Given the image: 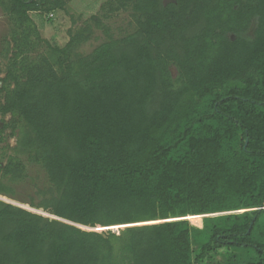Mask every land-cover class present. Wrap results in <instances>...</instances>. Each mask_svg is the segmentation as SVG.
Listing matches in <instances>:
<instances>
[{
    "label": "trees",
    "instance_id": "trees-1",
    "mask_svg": "<svg viewBox=\"0 0 264 264\" xmlns=\"http://www.w3.org/2000/svg\"><path fill=\"white\" fill-rule=\"evenodd\" d=\"M69 1L0 0V195L126 227L0 199V264H264V0H105L44 38Z\"/></svg>",
    "mask_w": 264,
    "mask_h": 264
},
{
    "label": "rangeland",
    "instance_id": "rangeland-1",
    "mask_svg": "<svg viewBox=\"0 0 264 264\" xmlns=\"http://www.w3.org/2000/svg\"><path fill=\"white\" fill-rule=\"evenodd\" d=\"M105 2V0H71L69 1L67 5V11L63 10H57L55 12H52L49 15H40L38 13H32L33 18L35 19L37 25L39 26L41 35L51 41H56L59 44H63L68 39L67 30L71 27L78 28L83 24L84 21L88 20L91 15L98 14L101 12V5ZM51 20H49V18ZM128 13L126 12H120L115 15H113L109 20L110 26H112L114 32L118 34V27H128ZM75 20V22H74ZM10 30V23L7 18V15L0 7V66L4 65L5 60L3 56L1 55V51L4 46V38L8 37ZM96 38H93L91 41L86 42L80 47V50L84 53L90 52L96 45H98L100 42H102L105 39V36L101 30L96 29L95 34ZM0 100H2V97L0 95ZM6 119H9V116L6 117ZM15 144V138L10 139V146ZM7 153H11V150L6 146L5 148ZM29 174L30 177L36 178L39 183H44L46 181L45 173L42 171L38 166H31L29 165ZM27 184L24 185H18L17 188V199L9 198L10 201H14L16 205H19L21 207L28 208L29 204H24L21 202L22 199L27 198V194L31 192L30 186V179L27 180ZM29 185V186H28ZM4 196V195H3ZM6 197V196H5ZM5 197H0L4 198ZM5 200H8L7 198ZM8 202V201H6ZM13 203V202H12ZM213 215V214H210ZM205 215H194V216H186L187 218H192L193 220H200ZM159 222V221H158ZM122 226V227H120ZM126 225H117V226H111L107 227L110 228L112 231L120 232L121 229H124L123 227ZM120 227V228H119ZM105 228V227H104ZM87 230H94L98 232H106L109 229H92L89 228ZM232 251V250H231Z\"/></svg>",
    "mask_w": 264,
    "mask_h": 264
},
{
    "label": "water",
    "instance_id": "water-1",
    "mask_svg": "<svg viewBox=\"0 0 264 264\" xmlns=\"http://www.w3.org/2000/svg\"><path fill=\"white\" fill-rule=\"evenodd\" d=\"M0 197H5V196L0 195ZM6 198H7L8 200H5ZM0 199H2V198H0ZM5 199L3 198L2 200H4V201H8L9 203H12V202H13L12 204L15 203L14 201H10L11 199H9L8 197H5ZM14 205H16V204H14ZM17 206H19V205H17ZM24 208H25V207H24ZM26 209H29V210H31V211H33V212H36V213L42 214V215L47 216V217H50V218L58 219V220H61V221H64V222H67V223H70V224L77 225V226H79V227H81L82 229H85V230L89 229V228H87V227H84L85 225L77 224V223H74V222L68 221V220H66V219L59 218V217H57V216H55V215H52V214L47 213V212H44V211L41 210V209H36V210H35V208H32L30 205H29V207L26 208ZM40 210H41V211H40ZM205 216H210V214H205ZM120 227H122V226H120ZM120 227H119V228H120ZM123 227H125V226H123ZM103 229H110V228H103Z\"/></svg>",
    "mask_w": 264,
    "mask_h": 264
}]
</instances>
